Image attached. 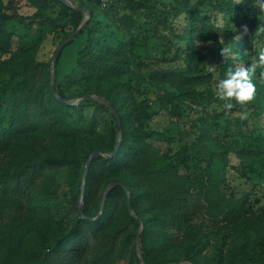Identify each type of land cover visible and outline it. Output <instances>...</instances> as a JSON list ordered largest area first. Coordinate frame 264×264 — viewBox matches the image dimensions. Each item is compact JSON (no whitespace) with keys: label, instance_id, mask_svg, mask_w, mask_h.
I'll list each match as a JSON object with an SVG mask.
<instances>
[{"label":"trees","instance_id":"16d2710c","mask_svg":"<svg viewBox=\"0 0 264 264\" xmlns=\"http://www.w3.org/2000/svg\"><path fill=\"white\" fill-rule=\"evenodd\" d=\"M25 1L34 9L30 15L8 12L0 0V264H264V188L227 194L222 173L229 167L245 179L254 172L264 176V69L252 76L251 104L221 100L202 90L213 76L202 72L206 57L199 48L219 42L220 30L236 43L227 58L218 53V81L237 63L252 64L264 48V33L256 34L264 0H112L105 10L92 1H86L90 7ZM94 8L119 38L96 36L90 27ZM85 12L90 19L79 28ZM10 22L48 32L62 22L72 32L87 30V43L61 85L58 59L51 79V63L36 59L41 39L16 46ZM147 24L171 37L156 56L170 55L171 66L154 61L142 73L147 58L134 51L142 45L135 33ZM62 84L81 87L73 97L79 100L67 96ZM143 85L154 90L153 98H141ZM185 96L199 110L190 140L174 152L176 140L149 122L154 107L179 116ZM229 102L231 110L224 107ZM234 110L248 111L259 123L242 135L249 149L222 146L213 134L217 120ZM97 124L103 131L94 134ZM65 168L71 187L58 194L57 173ZM207 230L224 235L213 255L204 254Z\"/></svg>","mask_w":264,"mask_h":264},{"label":"rangeland","instance_id":"374dc122","mask_svg":"<svg viewBox=\"0 0 264 264\" xmlns=\"http://www.w3.org/2000/svg\"><path fill=\"white\" fill-rule=\"evenodd\" d=\"M2 1L5 5V10L8 12H16L22 15H30L34 12V9L29 7L25 0ZM81 2L85 7L93 6L86 1ZM58 10L59 8L56 7L55 12H51L53 17L57 15ZM94 12L95 16L90 23V27L94 28L96 36H101L102 34L109 35L110 32L113 33V38H119V33L117 32L116 28L111 25L108 17L100 14L99 9L94 8ZM89 19L90 17L88 13L85 12L84 19L79 28L83 27L84 24L89 21ZM97 21L100 23L99 27H94L93 25ZM67 23L62 22L60 25L63 27L52 32H48L45 30V28H41L36 25L26 29L18 26L15 22H10L8 24V29L15 35L16 46H31L41 39L36 54V59L38 61L50 63L54 57V63L58 59L56 65V81L59 84L62 82V79L65 78V76L69 77V75L72 73L78 53L87 43V30H84L82 33H78L79 29H77L74 31L76 32V35L70 40V42L68 43L67 41L65 46L61 48L58 53H56L61 44L67 40L64 39V36L73 31V27L71 25H67ZM260 25L264 26V20L261 21ZM153 30L154 29L147 24L144 26L143 30L141 29L135 33V43H142V45H137L134 51L139 53L141 56H146L147 58L146 64L148 67H144L142 73H147L149 70H151L152 65H154V61L159 62L160 60L163 67L171 66V61L167 60L169 57H171L170 55L166 56V60L159 59L161 57L160 52L165 51V49L171 43V37L169 38L167 35L165 36L163 31H160L159 34H156ZM218 33L220 35L219 42L199 45V48L206 57V67L204 70H202V72L210 73L213 76L210 83H205L202 86V90H211L215 94H217L216 85L218 83L216 69L221 60V58L218 57V53H221L223 47L231 48L232 52L234 53L237 47L235 42L226 37L224 31L220 30ZM156 56L159 58L156 59ZM4 58L5 56H0V59ZM240 66L241 65L237 63V67ZM62 85L63 86L61 87L64 89L67 96L72 97L73 101L79 100L78 98L73 97L81 92V87L74 86L72 88H67L65 84ZM142 88L144 89V92L141 98L154 97L155 92L153 89H151V87L143 85ZM163 89L170 90L169 87H163ZM171 91H173V89H171ZM154 109L157 112L152 115L149 126L163 130L167 135L173 137L176 141L172 144L170 149L174 152L177 151L179 146L183 144L184 141L190 140L189 136L192 130L191 125L194 119L197 117V111L199 110L198 107L193 102V98L185 96L178 104V110L180 112L179 116H173L170 114L168 108L158 110L157 107H154ZM92 112V108L85 110L87 121H90ZM241 113V111L236 110L228 111L225 116L220 117L217 120L220 123L219 130L217 129L218 134L217 132H214L213 134L215 137H218V142L220 145L224 146L229 144L232 148L235 146H240L249 149L246 142H244V137L242 135L244 134L248 137L250 131H256L255 129L259 128V123L256 120L250 119V117H248L246 120H241ZM243 122H246V124ZM102 131V124H97L93 127L94 134L101 133ZM180 137L182 139H180ZM155 145L160 147L162 151H166L168 149V145L164 143L156 142ZM232 163L238 166L236 159L232 158ZM222 173L226 174V180L223 183V190L227 194H230L231 191H234L236 194H239L240 192H248L250 191L252 185H258V188L260 189L264 188V176L259 175L258 172L248 175L249 179L241 177V173L238 171L236 172L234 168L227 167V169L222 170ZM70 174L71 171L67 168L62 169L57 173L56 191H58V194L66 193L71 187L69 182ZM251 198H255V194L251 195ZM207 233V245L205 247L204 254L213 255L214 253H217L222 245H224V235L218 231L211 230H207ZM173 235L178 237L179 234L174 233Z\"/></svg>","mask_w":264,"mask_h":264},{"label":"clouds","instance_id":"9594fccd","mask_svg":"<svg viewBox=\"0 0 264 264\" xmlns=\"http://www.w3.org/2000/svg\"><path fill=\"white\" fill-rule=\"evenodd\" d=\"M264 10V8H262ZM247 28L245 27V32ZM264 33V26H259L256 34ZM238 39V37H237ZM232 52L231 48L223 47L221 56L227 58ZM257 68L264 69V48L258 53V59L247 67H237L235 70L229 68L225 73V78L220 79L216 85L219 99L225 101H235L237 104L244 106L251 104L256 96V86L252 81V76ZM261 80L264 81V71L261 72ZM225 109L231 110L234 104L229 102L224 105ZM249 112L245 111L240 114L241 120H246Z\"/></svg>","mask_w":264,"mask_h":264},{"label":"built area","instance_id":"2783aa9c","mask_svg":"<svg viewBox=\"0 0 264 264\" xmlns=\"http://www.w3.org/2000/svg\"><path fill=\"white\" fill-rule=\"evenodd\" d=\"M79 1H92L97 4V7L100 10H105L109 7L111 4L112 0H67V2L72 6V7H77Z\"/></svg>","mask_w":264,"mask_h":264},{"label":"water","instance_id":"95a60500","mask_svg":"<svg viewBox=\"0 0 264 264\" xmlns=\"http://www.w3.org/2000/svg\"><path fill=\"white\" fill-rule=\"evenodd\" d=\"M75 35H76V32L72 33V34L67 38V40L61 44V46L59 47V49L57 50L56 53H58V52L60 51V49L63 48V47L65 46L66 42L69 41V40H71ZM54 59H55V57H54L53 60L51 61V67H50V68H51V79H53ZM89 163H90V162L88 161V163H87V165H86V171H85V174H86V172H87V170H88V168H89Z\"/></svg>","mask_w":264,"mask_h":264}]
</instances>
